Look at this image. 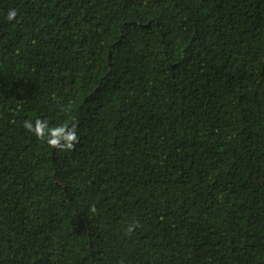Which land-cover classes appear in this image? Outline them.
<instances>
[{
    "label": "trees",
    "instance_id": "16d2710c",
    "mask_svg": "<svg viewBox=\"0 0 264 264\" xmlns=\"http://www.w3.org/2000/svg\"><path fill=\"white\" fill-rule=\"evenodd\" d=\"M0 264H264V0H0Z\"/></svg>",
    "mask_w": 264,
    "mask_h": 264
},
{
    "label": "clouds",
    "instance_id": "9594fccd",
    "mask_svg": "<svg viewBox=\"0 0 264 264\" xmlns=\"http://www.w3.org/2000/svg\"><path fill=\"white\" fill-rule=\"evenodd\" d=\"M17 15L18 12L16 9H10L7 14V19L14 21ZM23 127L33 133L39 140L45 141L49 147L55 150L73 151L80 141L77 122L50 126L47 119L37 118L34 121L25 120ZM90 211L95 212V207L93 206ZM137 226V223L129 225L126 229L127 234H131Z\"/></svg>",
    "mask_w": 264,
    "mask_h": 264
}]
</instances>
